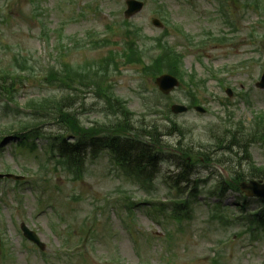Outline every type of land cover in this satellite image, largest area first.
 <instances>
[{"label":"rangeland","instance_id":"obj_1","mask_svg":"<svg viewBox=\"0 0 264 264\" xmlns=\"http://www.w3.org/2000/svg\"><path fill=\"white\" fill-rule=\"evenodd\" d=\"M5 1L0 0V71L13 67L14 56L25 57L33 67L32 73L16 83L13 99L18 107L22 109L29 99L52 97L61 89L64 98H72L73 112L78 114L83 126L111 120V112L105 107L106 96L99 97L96 83L91 79L84 81L89 87L76 85L68 95L67 89L57 88L55 83L47 85L38 77L61 61L72 66L83 65L119 51L123 39L113 29L115 23L124 19L125 0H8L10 8L2 12ZM245 1L146 0L144 9L130 20L148 38L154 39L166 29V42L184 55V70L206 81L205 91H198V98L207 113L199 115L190 111L170 116L185 132V137L180 140V134L174 131L171 136L161 138L162 145L174 148L179 143V147H188L196 153L213 145L211 130L223 132L227 112L233 114L235 122L245 125L252 122L255 114L264 115V93L255 88L263 71L264 14L246 9ZM35 4L40 5L38 10ZM222 4L230 6L232 14L228 18L235 33L220 20L224 17L220 16ZM157 5L164 7L166 22L155 16ZM7 14L9 18L5 22ZM154 18L162 22L163 28L152 25ZM42 26L48 31L49 40L41 38ZM176 26L192 38L191 44ZM207 32L213 37L208 38ZM221 36L226 40L214 41ZM56 40L61 41L62 49L55 50ZM118 64L116 69L113 65L108 68L103 83L100 81L102 86L107 90L109 86L114 98L125 101L134 114L135 127L148 124L157 126L160 134L172 132L168 129L171 123L161 114L166 109V100L159 98L153 79L141 74L140 66ZM225 70L231 74L226 78L221 75L224 87L210 79L212 73ZM226 88L232 90L231 98H227ZM187 93V87L182 85L170 95V101L188 104ZM243 95L247 96L242 98ZM155 99H159L158 111L146 110L148 105H156ZM6 101L0 90V136L6 139L0 148V173L11 170L24 176L25 183L17 191L11 180L0 183V191L4 192L0 193V237L4 245L0 264H211L218 251L223 257L220 264H264V236L257 242H245V236H236L243 224L227 227L216 221L208 222L210 209L218 200L207 197L206 190L223 177L228 179L223 168L215 164L193 166L191 181L207 183L197 185L194 193L199 195L195 199L188 196L189 218L180 225L171 223L151 208L155 198V202L150 200L155 194L169 198L166 182L170 183L179 173L175 158L163 155L165 161L159 165L161 174L152 180L149 190L129 181L103 152L86 158L83 174L75 179L73 174L60 168L56 170L54 162L43 159L44 141L36 142L34 152L16 149L10 143L3 131L27 118L15 109V104ZM5 106L8 107L6 116L2 115ZM57 129L55 122L44 128L47 132ZM210 151L213 150L210 148ZM250 154L257 166L264 165V145L251 147ZM239 196L228 192L222 205L227 211L239 213V203H242ZM128 202L134 204L130 210L126 206ZM246 210L248 214L264 212V205L248 199ZM159 219L163 228L157 223ZM22 222L39 235L45 244L43 252L23 240L19 230ZM83 226L85 231L90 230L84 245L79 243L84 235ZM57 229L71 236L65 243L78 244L81 251L77 256L60 255L57 259L64 243L54 232ZM165 233L170 234L172 242Z\"/></svg>","mask_w":264,"mask_h":264},{"label":"trees","instance_id":"obj_2","mask_svg":"<svg viewBox=\"0 0 264 264\" xmlns=\"http://www.w3.org/2000/svg\"><path fill=\"white\" fill-rule=\"evenodd\" d=\"M141 58V54L139 53L136 61H138V63L141 62ZM128 59L130 61L131 57ZM171 61L177 62L176 58L173 55L167 54L162 58L154 59L151 63V66L147 67V70L151 71L152 75H156L157 73H154L153 70L159 72L161 67L163 66L167 67L170 71H174L173 74L180 76L178 71L170 63ZM99 64L102 65L103 63ZM50 74L51 75L48 78L49 81L53 80L54 77H56L55 72H51ZM93 76L95 78L99 77V79L103 78V76H101L97 71L94 72ZM77 77H80L79 72L71 70V73H69V75L61 79V83L65 85L66 88L72 89V83L75 82V78ZM49 81L48 83H50ZM5 92L6 96H8L10 90H5ZM106 100L107 108L112 111L113 115L111 121L108 124L94 125L88 129L83 128L79 124L74 112L65 108L70 103L67 98L60 100L54 105H48V107H53L51 110L56 113L58 118H60V123L66 125L67 131L73 133V138L75 139L73 143L66 142V139L62 137L59 139L58 153L60 155V158L66 161L70 172L79 174L81 172L79 164L82 163L81 155L84 151H86L87 149L91 150L96 148L105 149V151H109V153L112 154L113 160L121 164L123 167L131 170L130 165L136 164L134 171L138 173V175L147 173V175L150 176L151 174H149L148 172L151 169H149L148 171H146L145 169H148L150 165H153V163L149 160H146L144 162L143 158L148 155L152 156V154L143 155V151L141 150L140 152H136L139 153V158H135V156H132L134 150L137 149V146L140 145L142 149L144 146L140 144V142H134V140L129 137L131 133H133L134 131H138L133 127V120L130 111L127 109L124 102L118 99H112L106 95ZM258 129L259 130H257L256 133L250 132L247 135H244L243 139L249 143L253 141L264 140V125L262 124V121L259 123ZM149 137L151 138V136ZM231 137L232 141L235 142L234 135H232ZM149 142L152 143V140H150ZM241 146L243 148V156L241 160L245 163L240 162L239 167L233 166L230 171L233 174V178L230 184H225V188L234 191H238V183L244 180L245 177L249 179L264 180V167H255L247 156V151L245 149L246 145L242 144ZM217 162L219 163L220 160H217ZM244 164L245 167L243 169L241 167ZM251 217V219H248L249 221H251L252 223H256L259 228L264 227V216L262 214H254Z\"/></svg>","mask_w":264,"mask_h":264},{"label":"water","instance_id":"obj_3","mask_svg":"<svg viewBox=\"0 0 264 264\" xmlns=\"http://www.w3.org/2000/svg\"><path fill=\"white\" fill-rule=\"evenodd\" d=\"M141 5H138L135 7V11L140 10ZM157 85L159 86L160 90L167 94L169 93L174 87L178 85L177 81L169 76H162L157 79ZM261 88H264V76L262 78L261 83L258 85ZM172 110L177 113V112H182L185 111L184 108L182 107H173ZM241 190L246 193L247 196H257L264 198V184H258L255 182H250L248 184L242 183L240 186ZM24 234L29 238V239H34L33 234H30L26 229H23Z\"/></svg>","mask_w":264,"mask_h":264}]
</instances>
